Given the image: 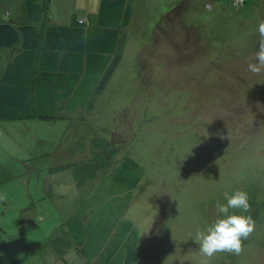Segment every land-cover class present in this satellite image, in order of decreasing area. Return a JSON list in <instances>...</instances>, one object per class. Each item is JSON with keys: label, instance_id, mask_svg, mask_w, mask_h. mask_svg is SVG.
Listing matches in <instances>:
<instances>
[{"label": "rangeland", "instance_id": "1", "mask_svg": "<svg viewBox=\"0 0 264 264\" xmlns=\"http://www.w3.org/2000/svg\"><path fill=\"white\" fill-rule=\"evenodd\" d=\"M101 1L50 0L47 18L95 22ZM128 1L123 61L93 112L32 117L25 125L2 120L0 136L14 137L4 150L17 156L25 143L30 155L46 148L44 157L60 167L93 161L97 140L110 166L136 158L145 176L123 217L139 231L137 264H264V70L247 71L259 49L264 0ZM23 4L0 1V21L24 19ZM12 54L0 48V72ZM71 186L65 177L61 188ZM236 190L249 194L251 211L243 214L256 228L239 255L203 257L195 235Z\"/></svg>", "mask_w": 264, "mask_h": 264}, {"label": "trees", "instance_id": "2", "mask_svg": "<svg viewBox=\"0 0 264 264\" xmlns=\"http://www.w3.org/2000/svg\"><path fill=\"white\" fill-rule=\"evenodd\" d=\"M49 1L21 0L25 18L0 21V48L13 51L0 72V120L92 113L123 61L132 19L128 0H102L97 21L77 17L71 24L48 20ZM96 141L93 161L53 167L73 173L80 195L63 226L87 264H137L139 231L123 213L145 169L131 155L108 165Z\"/></svg>", "mask_w": 264, "mask_h": 264}, {"label": "crops", "instance_id": "3", "mask_svg": "<svg viewBox=\"0 0 264 264\" xmlns=\"http://www.w3.org/2000/svg\"><path fill=\"white\" fill-rule=\"evenodd\" d=\"M10 140V131L0 136V264H70L65 259L70 250L71 264H87L63 226L80 202L73 173L53 169L59 162L44 157L51 154L46 148L30 155L25 143L17 156L7 153L3 142ZM65 177L71 189L61 188Z\"/></svg>", "mask_w": 264, "mask_h": 264}, {"label": "clouds", "instance_id": "4", "mask_svg": "<svg viewBox=\"0 0 264 264\" xmlns=\"http://www.w3.org/2000/svg\"><path fill=\"white\" fill-rule=\"evenodd\" d=\"M260 36L259 49L247 64V71L259 74L264 70V21L258 25ZM255 61V62H252ZM226 204H217L216 211L221 214L206 230L197 231L194 241L199 245V252L203 257L211 258L217 253L239 255L243 251V241L256 228V220L251 215L249 194L243 190H236L229 195L225 193ZM4 196L0 195V200ZM239 211L241 214H236ZM74 253L70 250L65 259L71 264Z\"/></svg>", "mask_w": 264, "mask_h": 264}]
</instances>
